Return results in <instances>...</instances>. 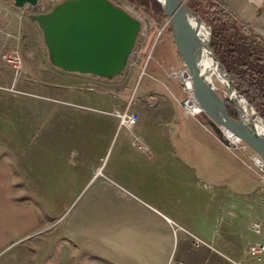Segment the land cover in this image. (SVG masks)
Returning a JSON list of instances; mask_svg holds the SVG:
<instances>
[{
  "label": "crops",
  "instance_id": "0c3cea01",
  "mask_svg": "<svg viewBox=\"0 0 264 264\" xmlns=\"http://www.w3.org/2000/svg\"><path fill=\"white\" fill-rule=\"evenodd\" d=\"M221 1L246 23L251 24L254 20L253 29L264 38V0ZM2 5L8 10L14 8L13 2L3 1ZM10 18L0 11V29L17 33L24 24L23 51L29 55L26 61L29 80L23 82L25 89L19 91L14 87L8 73L13 67L3 65L2 60L4 54L14 51L13 38H5L0 32V112H3V92L47 98L30 93L26 88L36 85L42 91L52 90L51 94L57 91V95L47 99L61 104H55V108L50 106L45 112L47 120L37 124L36 132L41 128L47 131L43 140L33 144V155H41L49 162L61 160L65 163L64 166L50 165L46 176L62 178L60 184L44 183L46 189L65 190L59 202L64 209L63 218L53 231L48 235L25 238L37 225L38 218L32 208L33 211L28 207L25 209L23 202L14 195V186L8 180L13 174L3 159L0 143V255L7 250H18L0 264H230V260L242 257L240 261L244 262L249 245L264 244V186L260 185L256 175L249 173L251 177H243L237 171V166L241 167L239 160L208 129L206 122L184 113L183 107L178 105L184 116V122H181L173 98L163 92H151L150 84L141 93L142 101L158 107L166 114V126L172 124L173 127L168 130L160 123H150L147 130L143 126V135L150 131L152 137L141 138L136 147V128L132 131L120 127L115 113L103 110H100L102 114L113 119L90 121L91 114L82 109L95 108H85L76 102L79 99L88 101L86 92L89 91L95 93L96 101L105 100L106 104H119L124 108L129 100L123 102L125 99L117 96L120 101L116 102L113 100L116 94L87 87L90 81L99 85L111 79L62 69L66 76H74L75 83L81 88L72 94L65 93L63 85L51 80H32L30 74L38 71V59L34 58L30 40L36 39L37 52L51 67L43 32L30 18L23 23ZM160 48L154 49L149 56L145 72L153 65L159 67L157 57L163 58L165 51L164 46ZM151 75L158 78L157 74ZM151 75L143 74L140 79L148 76L156 80ZM204 129L209 130L214 139L208 141L207 156L202 160L194 150L199 147L195 142H201L197 137L204 134ZM94 131L95 139L88 136V132ZM172 131L177 134L175 139L170 137ZM74 148H78L80 172L72 170L69 173L67 156L71 160ZM173 153L171 157L178 160L179 168L185 172L176 181L189 189H151L153 192L149 193L148 189L128 188L136 182V174L144 166L161 178L165 168L163 163L168 154ZM211 153L218 159V166L209 167ZM197 167L207 178L227 179L228 188L192 189ZM98 171L102 173L99 176ZM71 177L74 183H66ZM54 199L49 197L51 203ZM221 221L225 223L223 235H219ZM174 222L201 239L203 244H194L187 233L176 237Z\"/></svg>",
  "mask_w": 264,
  "mask_h": 264
},
{
  "label": "rangeland",
  "instance_id": "374dc122",
  "mask_svg": "<svg viewBox=\"0 0 264 264\" xmlns=\"http://www.w3.org/2000/svg\"><path fill=\"white\" fill-rule=\"evenodd\" d=\"M63 1L65 0H55V2L50 5L49 11H51L56 5L62 3ZM111 1L115 5L123 7L124 0ZM131 10L134 11L138 18H140L142 21V30L137 38L133 52L134 55L131 62L129 63L127 69L119 77L107 80L104 82L105 84L99 85H97V83L95 82L90 81L88 82L87 87L93 90H99L108 93L111 92L113 95L116 94V97H113V100L116 102H119L120 98L122 100L125 99V101L123 102H127V100H129V103L127 102L125 106H129V104L131 103V110L139 115L136 130H138L140 138L146 139L145 137L147 134L144 136L142 132L143 126L147 130L148 125L150 123H160L163 127L168 130L171 129L173 126L171 127L172 124L166 126L167 121H164L166 119L164 118L166 114H163L158 107H152L149 105V103H145L144 101H142L141 93L145 91V89H147L146 87L148 85L151 84V92H163L169 97L173 98L176 105V114L180 118V121L184 122V116L181 112V108L178 105L183 107V102H186L189 96L185 92L186 82L183 79L177 78L175 74L178 72H184L186 70V67L176 48L172 36L171 22L169 21V18L162 19L159 17V15H156L154 12L146 11L145 9L138 8L137 6L131 7ZM33 12L34 15L40 14L38 10H35ZM23 25L22 29H20L19 34L12 33L7 29H3L2 32L5 38H13L11 39V41L14 43V51H12L11 53H6V55H14L17 51L22 61V70L20 74H17L16 71L13 69L10 70V72L8 71L10 76H12L13 78L14 87L19 91L20 89H25V87L23 86V82L29 80L26 73V61L29 59V55L23 51V39L25 37L26 32V29ZM254 27L255 22L253 20L250 24V28L255 32V30L253 29ZM256 34L259 35L258 33ZM259 36L262 37L261 35ZM18 37L19 40H17ZM163 46L165 49L164 56H162L163 58L157 57V59L159 60L158 66L160 68L157 67V65H153L152 68L148 67L147 72H145L146 67L148 66L149 56L152 55L153 50L155 49L156 51L157 49H161L160 47ZM30 47L34 53V58L38 59V64L36 68L38 71L30 74V78L32 80L38 79L40 80V82L51 80L57 85H63L66 90L65 93L67 94H72V92L77 93L81 90V88L75 83L74 76L70 78L69 76H66L64 72H62V69L57 68L51 64L50 66L52 68L48 67L47 64L42 61L41 55L37 52V49L39 47L36 39L30 40ZM155 51L154 54L156 55ZM4 56L5 54L3 55V57ZM2 60L3 65H9L5 62L4 58ZM143 74H157L158 78H156V76L154 75H151L156 80H153L148 76H145L140 79ZM216 88L221 96H226L227 90L221 84L217 83ZM26 89L30 93L40 94L47 98H51L53 95H57V91L55 92V94H51L52 90H48V92L42 91V89L39 90L36 85H34V87H28ZM86 95L89 97L88 101H85L86 99H79L76 102L78 104H82L83 106H85V108H95L93 110L82 109V111L87 112V114H91L90 121L99 122L113 119L105 114H102L100 110L116 114V111L123 113L126 109L125 106L123 108L120 107L119 104H106L105 100L96 101L95 93L93 92L89 93V91H87ZM117 96H119L120 98ZM47 98L37 96L31 97L22 94H16V96H13L8 92H3V112H0V143L3 145L1 147L3 151V159H5V163H7V165L10 167L11 173L13 174L12 178L8 180L9 183H12V186H14L12 188L13 193L18 198V200H21L23 202L24 208H29V211L34 210V213L38 218L37 225L33 227L32 230L30 229L28 231L29 234L27 233V236L25 238H27L28 235H48V233L52 232L54 227L61 221L64 213V209L62 208V205L59 202L60 198H62L63 196V191L65 189H46V184L44 183H50L52 185L60 184L63 180L62 178H47L46 176L49 172L50 165L64 166L65 163L61 160L59 163L55 160H51L49 162L48 159L44 158L41 155L38 157H34L33 155V144L36 142V140H43L44 134L47 131L46 128H41L40 131L36 132L37 124L39 122H45L47 120L45 112L50 106L54 107L55 104H61L53 102ZM67 98H70V96ZM71 100L73 99L71 98ZM183 109L184 113L187 114L186 109L184 107ZM196 118H200L201 121L206 122L208 125V129L213 132V134L217 137L213 129L210 127L209 120L207 118H205L202 114L196 116ZM204 131L205 132L204 134H202V136L197 137L201 140V142H195L198 143L199 147H195L194 150L196 156L201 157L202 160H204L207 156V151L205 147L207 146L208 141L210 139H214L210 131L208 132L205 129ZM187 132L186 133L188 134V137H191L189 135L190 132L188 130ZM182 133L184 134V132ZM95 135V131L88 132V136L90 138L95 139ZM147 137H152L150 131ZM170 137L172 139H175L177 137V134L172 131ZM139 145L140 144H138L136 147H138ZM235 145L236 146L232 145L231 147H227L226 145L224 146H226L231 151L232 155L239 160L238 161L235 159L236 161H238L239 165H241V167L237 166V171L243 177H251L249 173H252L254 176L256 175L258 177L260 185L264 186V173L258 168L255 161L251 159V156L257 155L251 149H249V147L247 152H245L242 148L244 146V143L239 142ZM174 154L175 153L168 154V159L166 163H163V166L165 168L162 170L161 178L159 176H154V173H152L148 167L144 166L142 170H139L137 172L136 182L132 183L130 186H128V188L148 189L147 191L149 193L153 192L151 189H189L187 186L182 187L180 181H176V179L182 177L185 172H183L179 168L178 160L176 158L171 157ZM67 159L68 172L70 173L72 170H74L76 173L80 172V156L78 148H74L71 160L68 156ZM233 159L234 158H231V160ZM218 162L219 161L216 158L215 154L211 153L208 162L209 167L218 166ZM17 164L18 167H16ZM245 169H247V171ZM98 172L96 173L97 176L102 174L100 171ZM193 181L194 184L192 189L228 188L227 179L221 180L216 178H207L206 176H204L202 171L198 169V167L196 169V174L194 175ZM66 183L73 184L74 178L71 177L70 180H67ZM196 183H198V185H196ZM71 194L73 195V193ZM50 196H52V198L55 197L54 203H51V201H49ZM180 226L181 225L179 223H173L174 233L176 237L178 236V234L180 235L181 233H187L191 239L193 238L192 242H194V244H203V241L201 239L195 237ZM224 229L225 223L224 221H221L219 235L224 234ZM232 238H234V236ZM16 251L18 250H12L11 252H9V250L5 251L3 253V256L0 255V263L2 262V260L4 262L6 259L12 257V255ZM244 256L245 264H256L255 260L250 259L246 254ZM242 259L243 257L240 259L233 260L240 261ZM229 263L232 264L231 262Z\"/></svg>",
  "mask_w": 264,
  "mask_h": 264
},
{
  "label": "water",
  "instance_id": "95a60500",
  "mask_svg": "<svg viewBox=\"0 0 264 264\" xmlns=\"http://www.w3.org/2000/svg\"><path fill=\"white\" fill-rule=\"evenodd\" d=\"M13 2L16 7L37 5L38 0H1ZM171 22L176 48L191 77V88L202 115L219 141L227 147L236 146L223 132L228 131L237 142L249 147L264 163V132L243 118L237 105L230 99L238 95L261 121V117L238 92L225 66L214 51L212 28L186 4L184 0H157ZM43 32L52 65L66 72L88 74L103 79L119 77L127 69L142 23L110 0H65L46 14L31 15ZM197 23L209 29V41L203 46ZM213 60L229 83L226 96L209 83L201 70L203 49ZM233 104L238 118L231 116L226 102Z\"/></svg>",
  "mask_w": 264,
  "mask_h": 264
},
{
  "label": "trees",
  "instance_id": "16d2710c",
  "mask_svg": "<svg viewBox=\"0 0 264 264\" xmlns=\"http://www.w3.org/2000/svg\"><path fill=\"white\" fill-rule=\"evenodd\" d=\"M160 18H167L157 0H128ZM212 28L211 44L238 92L264 121V39L220 0H189L186 3ZM232 117L238 114L226 102Z\"/></svg>",
  "mask_w": 264,
  "mask_h": 264
},
{
  "label": "built area",
  "instance_id": "2783aa9c",
  "mask_svg": "<svg viewBox=\"0 0 264 264\" xmlns=\"http://www.w3.org/2000/svg\"><path fill=\"white\" fill-rule=\"evenodd\" d=\"M184 1L187 3L189 0H184ZM54 2H55V0H38L37 5H35V6H33L31 4H25L23 7H16L14 5V8H12V10H8L2 5L3 1L0 0V11L4 12L7 15H10L12 18H10L9 20L16 21L17 23H23L24 21L29 19L31 15H34L33 11H35V10L36 11L38 10L40 14H46V13L50 12L49 7ZM133 6L136 7L135 5L131 4L128 0H124L123 7H121V8H123L132 17L138 19L142 23L141 19L138 18V16L135 14V12L131 10V7H133ZM0 31L3 32L2 29H0ZM19 33H20V30H18L17 34H19ZM17 40H19V37ZM3 58H4L6 63H8L9 65H11L13 67V69L16 71L17 74L21 73L22 61H21L17 51L15 52L14 55H5ZM188 96H189V98L187 99V101L183 102V107L186 109L187 114H189L193 117L201 115L202 111H201L199 105H198V107H199L198 112H191L192 107L188 106L189 101L196 102V99L193 95L192 90L188 93ZM115 115L119 118L120 127H124V128L129 129V130H134L136 128V126L138 124V120H139V115L136 112H133L131 110V103L129 104V106L126 107V109L124 110L123 113L116 112ZM134 136H135L134 144L135 145L140 144L141 138L138 135V132H135ZM237 143H239V142H237ZM237 143H235V144H237ZM242 148L245 152H247V150H248L247 145L244 144V146ZM254 158H258V156H251L252 160H254ZM197 245H199V244H197ZM246 255L250 259L255 260L256 264H264V244H251V245H249L247 252H246ZM230 262L232 264H245L243 261L238 262V261L230 260Z\"/></svg>",
  "mask_w": 264,
  "mask_h": 264
},
{
  "label": "bare ground",
  "instance_id": "6f19581e",
  "mask_svg": "<svg viewBox=\"0 0 264 264\" xmlns=\"http://www.w3.org/2000/svg\"><path fill=\"white\" fill-rule=\"evenodd\" d=\"M197 27L200 30V37L202 39L203 46L206 47L209 41V29L206 25L197 23ZM201 70L205 75L206 80L211 83L215 88L217 83L221 84L226 90L229 87V83L227 79L224 77L223 73L219 69L217 63L213 60V57L209 50L206 48L203 49V56L201 60ZM175 76L179 79H183L185 83V92L188 94L191 90V77L187 72H178ZM217 82V83H216ZM217 89V88H216ZM221 92V91H220ZM230 99L237 105L238 109L241 111L243 118L247 121H250L255 125V127L261 132H264V123L261 122L246 106L244 101L236 94H232ZM188 106L192 107L191 112H198L199 107L198 103L194 101H189ZM224 130V128H223ZM224 135L231 141L232 143H237V139L231 135L228 131L224 130ZM254 161L258 168L264 173V163L258 159L254 158ZM263 169H261L260 167Z\"/></svg>",
  "mask_w": 264,
  "mask_h": 264
}]
</instances>
